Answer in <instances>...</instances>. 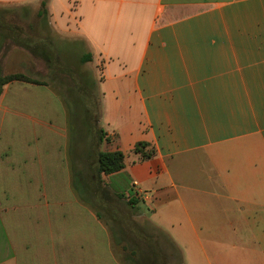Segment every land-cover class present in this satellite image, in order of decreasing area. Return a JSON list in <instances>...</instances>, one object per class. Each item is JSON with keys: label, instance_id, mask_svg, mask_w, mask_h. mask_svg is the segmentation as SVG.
I'll list each match as a JSON object with an SVG mask.
<instances>
[{"label": "crops", "instance_id": "0c3cea01", "mask_svg": "<svg viewBox=\"0 0 264 264\" xmlns=\"http://www.w3.org/2000/svg\"><path fill=\"white\" fill-rule=\"evenodd\" d=\"M0 6L33 7L102 66V152L125 154L122 171L102 176L182 264H264V0ZM70 114L43 82L3 86L0 264H123ZM142 142L153 157L134 152Z\"/></svg>", "mask_w": 264, "mask_h": 264}, {"label": "rangeland", "instance_id": "374dc122", "mask_svg": "<svg viewBox=\"0 0 264 264\" xmlns=\"http://www.w3.org/2000/svg\"><path fill=\"white\" fill-rule=\"evenodd\" d=\"M61 10L57 3L56 13ZM87 52L80 40L56 35L33 7L0 6V76L23 74L45 83L61 96L64 107L71 111L70 128L78 130L81 162L94 165L97 176L98 153L104 148L97 108L102 66L82 63ZM64 128L69 138L67 119ZM102 178L96 180L99 189L95 187L93 202L112 233L113 247L122 263L182 264L178 250L166 236L152 227L140 210L110 190L108 177Z\"/></svg>", "mask_w": 264, "mask_h": 264}, {"label": "trees", "instance_id": "16d2710c", "mask_svg": "<svg viewBox=\"0 0 264 264\" xmlns=\"http://www.w3.org/2000/svg\"><path fill=\"white\" fill-rule=\"evenodd\" d=\"M48 11L46 10V3L43 2L42 4V10L40 11V16L47 17ZM44 24L48 25V22L45 20L43 21ZM82 63H89L93 61L92 54H84L82 59ZM13 81H19V82H25V83H32V84H42V82L37 80H32L28 77H26L23 74H12L9 76H2L0 77V95L3 90V86L7 85L10 82ZM97 108L99 110V118H100V110L101 105L100 101L97 104ZM99 121V120H98ZM106 134L101 130V140L105 141ZM108 140V139H107ZM109 141V140H108ZM135 153L141 154L143 159H149L155 155V150L150 148V145L148 143H139L136 145ZM125 168V154L121 151H115V152H99L98 153V166H97V181H102V175H112L115 173H118L122 171ZM97 190L99 189V185L96 183ZM95 189V192L97 191ZM107 195V194H106ZM105 195V197H107ZM120 197H123L122 195ZM129 205H134V201L128 199ZM135 255V253H133Z\"/></svg>", "mask_w": 264, "mask_h": 264}]
</instances>
